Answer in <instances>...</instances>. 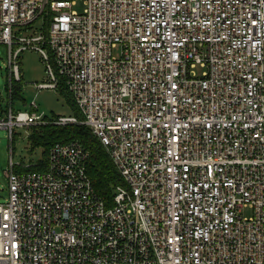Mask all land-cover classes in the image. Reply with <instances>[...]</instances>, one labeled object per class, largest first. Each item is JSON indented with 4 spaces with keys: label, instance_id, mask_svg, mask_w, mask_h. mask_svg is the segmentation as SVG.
I'll list each match as a JSON object with an SVG mask.
<instances>
[{
    "label": "built area",
    "instance_id": "1",
    "mask_svg": "<svg viewBox=\"0 0 264 264\" xmlns=\"http://www.w3.org/2000/svg\"><path fill=\"white\" fill-rule=\"evenodd\" d=\"M82 1L0 0L10 84L34 49L83 114L0 128L85 124L122 182L108 204L79 139L11 157L0 264H264V0Z\"/></svg>",
    "mask_w": 264,
    "mask_h": 264
},
{
    "label": "rangeland",
    "instance_id": "2",
    "mask_svg": "<svg viewBox=\"0 0 264 264\" xmlns=\"http://www.w3.org/2000/svg\"><path fill=\"white\" fill-rule=\"evenodd\" d=\"M74 9L83 11L84 1L77 0ZM40 23L36 21V25ZM27 33V32H24ZM22 73V95L24 100L16 99L13 106L15 111L29 110L42 115L53 117L55 115L73 114L72 106L67 102L57 88L37 87V84L50 79L46 72V63L40 52L34 49H25L20 56ZM8 50L4 44L0 43V106L7 108L9 95L6 88L9 81L8 72ZM35 104L36 107H33ZM6 114V113H4ZM0 116H4L1 115ZM14 137H10L7 128H0V198L4 199L7 194L8 179L5 170L8 169L10 158L14 162H22L26 165L39 162L42 157V147L31 148L28 138L29 128L25 126H14Z\"/></svg>",
    "mask_w": 264,
    "mask_h": 264
},
{
    "label": "trees",
    "instance_id": "3",
    "mask_svg": "<svg viewBox=\"0 0 264 264\" xmlns=\"http://www.w3.org/2000/svg\"><path fill=\"white\" fill-rule=\"evenodd\" d=\"M48 25L49 19L46 18L44 24L45 32H47ZM21 80L22 77L21 79L13 77L11 84L10 80L7 81L6 88L9 95V101L7 108L0 106L1 115H5L4 113L7 114L9 107H14L13 104L16 99L24 100ZM57 90L72 106L73 114L82 118L83 114L81 113L72 92L62 78L59 79ZM33 109L34 108H32V110ZM28 138L32 149L35 147H42L41 159L37 164L29 168L46 167L48 152L54 143L79 139L90 151L87 171L91 177L94 188L108 204H111L114 195V188L117 184L122 182V177L103 144L87 125L81 123H69L65 125L55 123L31 125L29 127Z\"/></svg>",
    "mask_w": 264,
    "mask_h": 264
},
{
    "label": "crops",
    "instance_id": "4",
    "mask_svg": "<svg viewBox=\"0 0 264 264\" xmlns=\"http://www.w3.org/2000/svg\"><path fill=\"white\" fill-rule=\"evenodd\" d=\"M33 110H35V108Z\"/></svg>",
    "mask_w": 264,
    "mask_h": 264
}]
</instances>
